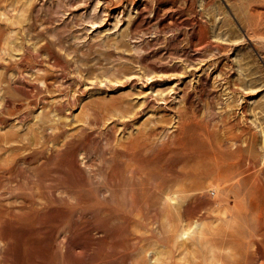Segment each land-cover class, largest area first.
I'll use <instances>...</instances> for the list:
<instances>
[{"label":"rangeland","instance_id":"1","mask_svg":"<svg viewBox=\"0 0 264 264\" xmlns=\"http://www.w3.org/2000/svg\"><path fill=\"white\" fill-rule=\"evenodd\" d=\"M199 223L264 264V0H0V264H200Z\"/></svg>","mask_w":264,"mask_h":264},{"label":"bare ground","instance_id":"2","mask_svg":"<svg viewBox=\"0 0 264 264\" xmlns=\"http://www.w3.org/2000/svg\"><path fill=\"white\" fill-rule=\"evenodd\" d=\"M245 160L247 161L246 158H245ZM224 169H227V168H224ZM229 169H227V170H229ZM210 173H211V170H210ZM227 173H229V172H227ZM223 174H221V172L217 171L214 174V177H216V179L217 178L218 179H223V177H225V176H223ZM181 176L183 177L182 182L184 181V183H185L184 189L182 188V185L180 187L182 189H178V188L177 189L176 188L168 189L166 191L167 198L165 200L168 203L170 200H174L173 198L170 197V195H175L176 196L177 193H180V194L183 193V195H181L180 198L178 196H176V198H177V200H176V209L179 210L180 212L184 213V216H185L190 210H192L191 208L194 205H204V204L210 203V200H211L210 197L211 196L208 195L209 194L208 192H210V191H208L206 189L207 186L203 183V181L201 179L202 177L205 176V172L204 171H200V169L197 170V169L189 168V169H186V170H182L181 171ZM260 177H261L260 170L256 169V167L252 163H250L248 161L245 164L243 162H239V163L237 162L236 163L235 172L233 173V175L230 178L228 177V178H226L224 180V182L223 181L222 182H218L215 185H213L212 183H210V184L207 183L208 186H211L209 190L213 191L212 192L213 196H214L213 199L215 201L212 200V202L213 201H214V203L216 202V198H218V196H219V194L221 192L229 190L230 188H232L235 185H240L242 181L250 180V183L252 184L251 186H253V188L258 187L259 186V182H260ZM208 178H209V176H208ZM230 179H234V180L232 182L228 183V181H230ZM251 192H252V190H251ZM251 192H250V194H251ZM221 197L223 198V196H221ZM130 200L132 201V195L130 197ZM200 207H198V209H201ZM193 210H195V207H194ZM190 215H192V214H190ZM198 225H199L198 235L201 238L202 245H204V247H205V253H206V256H207V259H208L207 261H203L200 264H217V259H216L217 257H215L216 255H214V249L216 250V248H217V247H215V245H216L215 239L216 238L214 237V235H216V233L211 231V229H210V231H207V232L203 231L204 229H202V225L200 226V223ZM185 233H186V231H183V234H185ZM232 236H234V235H232ZM85 252L86 251H84L83 254ZM144 257H146V256H144ZM120 263L121 264H129L130 262H129V259L126 256H123L122 258H120ZM173 264H175V263H173Z\"/></svg>","mask_w":264,"mask_h":264}]
</instances>
